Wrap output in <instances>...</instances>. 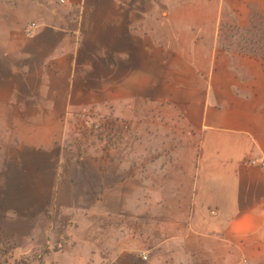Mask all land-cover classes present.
<instances>
[{"label":"crops","instance_id":"crops-1","mask_svg":"<svg viewBox=\"0 0 264 264\" xmlns=\"http://www.w3.org/2000/svg\"><path fill=\"white\" fill-rule=\"evenodd\" d=\"M231 26L263 31L264 0H0V107L49 101L64 110L54 118L66 129L64 115L129 94L172 108L189 129L187 157L173 163L175 190L165 166L117 160L122 150L69 153L57 139L5 150L0 214L27 219L49 208L51 231L61 172L73 163L84 177L95 170L86 244L49 246L48 263L264 264V166L250 162L264 158V53H241L232 39L224 48L220 30ZM32 77L42 81L30 88ZM51 91L65 96L44 95ZM75 152L92 158L85 164ZM66 230L59 236H77Z\"/></svg>","mask_w":264,"mask_h":264},{"label":"rangeland","instance_id":"rangeland-1","mask_svg":"<svg viewBox=\"0 0 264 264\" xmlns=\"http://www.w3.org/2000/svg\"><path fill=\"white\" fill-rule=\"evenodd\" d=\"M257 37L258 39L260 38V36ZM261 50L264 51V48ZM21 77H23V75L19 78ZM2 79L5 80V77L0 75V85L3 83ZM46 79L47 78H44V80ZM63 79L65 80L64 77ZM23 80L24 77L21 80L22 85L24 84ZM48 80H50V78L47 79V82H45L46 84L43 86H48L52 82H56V86L58 85V79L57 81H55V78H52L50 81ZM25 81V84L27 83L30 88H33V86L39 84V81H42V79L32 77L25 78ZM57 88L59 87L57 86ZM23 94L27 99L28 95H32L29 92H23ZM44 95L55 98L62 97L63 95L65 96V93L51 91L44 93ZM32 97H35V95H32ZM75 97L80 98L81 94L75 93ZM45 102L38 108L34 106V102L17 104V106L19 105L18 107H0V180L3 170L2 161H4V152L13 145L24 150L39 146H51L53 141L57 139L58 141L60 140L57 142L58 147L66 148V151L69 153H71L69 149H86L84 144L89 142L90 138L85 137V135H79L71 124H73L75 118L79 114L84 115L89 112L95 113L96 115L98 114L101 118L108 117L109 120L117 119L120 123H123L124 128L122 140L114 145V147L108 148V143L93 140V145L89 148H100L107 152L116 149L122 150L125 151L123 154H126L127 157L117 152V160L125 157L127 160L131 159L137 162L143 161L146 163L147 160V164L151 166L152 163L155 164L154 166L163 165L167 168L165 174L170 175L168 176L170 177V183L172 180L174 181V178L181 172V170H173V168L177 167V164L174 166L177 161L180 162L187 157L184 154L187 153L189 148V129L185 127V131H182L184 129L183 124L182 122H178L172 108L165 107L161 103L155 106L147 105L145 99L140 98L136 101L133 99L129 100V94H123V98L113 104L104 106L96 104L86 109H75L73 111L74 114L69 115L70 120L68 115H64V119L61 123L68 125L65 129V126L59 124V121L57 122L54 118L56 116L58 117L64 110L57 108L55 105L53 106L49 101ZM69 122L71 124H69ZM110 128L112 129L111 126L109 129ZM185 145H187V147ZM177 148L178 152H174L173 154L172 149ZM179 148L181 150L180 155ZM147 150H153L155 152L154 155H149L150 160L146 157ZM156 150H160V156H157ZM10 153L12 155V150ZM73 154L78 156V158L82 157L81 159L85 164L92 158L90 155L91 153H82L79 155V152H75ZM68 158H71V155L68 156ZM68 163L70 162H67V164ZM94 163L96 162L91 161L90 166ZM79 166L80 165L73 163L72 166L68 167L67 171L63 170L61 172L63 179L59 180L60 186L56 194V202H58V204L55 208V213L57 214V218H52L53 222L51 225L53 226H50V229H53L52 231L46 229L50 223L49 216L51 214V209L49 208L46 212L42 213V215L39 214L34 218L27 219H19L17 217L9 218L5 214H0V264H50L45 260L47 259L46 257H49V255L51 256V251L48 249L49 246L60 248L67 242L68 244L76 245L78 241L80 246L86 244L84 237L86 234L85 231H87L88 228L85 227L86 222L83 221L86 218L85 214L88 212L89 200L92 199L94 188H97L94 183L98 181L95 170L94 173L88 174L93 171V168L89 167L86 169L85 173L89 176L84 177V173L83 175L79 174V172H83L82 168ZM190 166L191 164H189L188 167ZM76 172L80 177L82 176V178L78 176L75 182H72V179L69 180V178H74L77 175ZM121 172L124 171L122 170ZM150 174L151 173L148 171L144 175L150 177ZM66 179L69 181L70 189L66 184L67 181H64ZM82 180H86V182L81 183ZM62 186L67 187V192H65ZM173 186L175 190V183ZM191 189L192 179L187 178L186 186L182 190L186 198L190 196ZM96 194H98V192H96ZM78 203L80 204L78 205ZM90 213L93 214L92 212ZM44 217L49 218L48 222H44ZM71 218H76V221L70 222L69 220ZM68 221L70 225H68ZM95 225L96 226L92 224L93 234H96L95 232L98 227L97 224ZM66 229H69V233H74L77 236L72 238L60 237L59 234L67 231ZM45 230L48 236H45ZM49 232L52 234H49ZM97 235L98 233L96 237L94 236L96 239H98ZM96 239L94 243H97ZM143 253L144 252H142V254ZM48 260L51 259L49 258Z\"/></svg>","mask_w":264,"mask_h":264},{"label":"trees","instance_id":"trees-1","mask_svg":"<svg viewBox=\"0 0 264 264\" xmlns=\"http://www.w3.org/2000/svg\"><path fill=\"white\" fill-rule=\"evenodd\" d=\"M58 2L65 3L66 1L61 2L58 0ZM220 31L223 41L221 44L224 48H228L231 45L229 44L230 39L236 42L237 49L241 53L250 52L257 54V50L264 48V30H261V34V32L257 33L252 30L242 31L237 26H231L229 29L223 27ZM257 36H260V38L258 39ZM261 53H264V51L261 50ZM71 125L79 135H85V137L90 138L89 142L84 144L86 149L93 145V140L108 143V148H112L123 138V123H120L117 119L109 120L108 117L101 118L100 115H96L95 113L79 114ZM110 126L112 129H109Z\"/></svg>","mask_w":264,"mask_h":264},{"label":"built area","instance_id":"built-area-1","mask_svg":"<svg viewBox=\"0 0 264 264\" xmlns=\"http://www.w3.org/2000/svg\"><path fill=\"white\" fill-rule=\"evenodd\" d=\"M61 2H65L66 0H60ZM29 33H31V31H29ZM252 164H259L261 166H264V158L261 159H257V158H253L250 161ZM142 258L147 259L148 258V254L147 253H143L142 254Z\"/></svg>","mask_w":264,"mask_h":264}]
</instances>
